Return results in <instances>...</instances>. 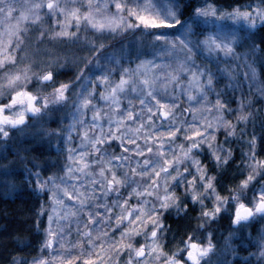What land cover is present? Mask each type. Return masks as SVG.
Wrapping results in <instances>:
<instances>
[{"label": "snow or ice", "instance_id": "snow-or-ice-1", "mask_svg": "<svg viewBox=\"0 0 264 264\" xmlns=\"http://www.w3.org/2000/svg\"><path fill=\"white\" fill-rule=\"evenodd\" d=\"M25 189L6 264H264V0H0Z\"/></svg>", "mask_w": 264, "mask_h": 264}, {"label": "trees", "instance_id": "trees-1", "mask_svg": "<svg viewBox=\"0 0 264 264\" xmlns=\"http://www.w3.org/2000/svg\"><path fill=\"white\" fill-rule=\"evenodd\" d=\"M37 207L38 203L31 194V189H25L18 198L0 196V264H6L9 254L12 253L14 243L10 237L18 229H26L30 226L32 212ZM177 219V217L172 216L168 223L173 224V221ZM173 227L176 225L173 224Z\"/></svg>", "mask_w": 264, "mask_h": 264}, {"label": "rangeland", "instance_id": "rangeland-1", "mask_svg": "<svg viewBox=\"0 0 264 264\" xmlns=\"http://www.w3.org/2000/svg\"><path fill=\"white\" fill-rule=\"evenodd\" d=\"M36 147H37V148H41V146H39V145H37ZM44 147H46V146H44ZM53 151H54V150H53ZM47 154H48V153L45 152V155H47ZM17 171H18V172H22L23 170L18 168ZM25 175H26V174H25ZM18 179H23V176H19ZM0 196L6 197V196H4L2 193H0ZM42 199H43V198H42Z\"/></svg>", "mask_w": 264, "mask_h": 264}]
</instances>
